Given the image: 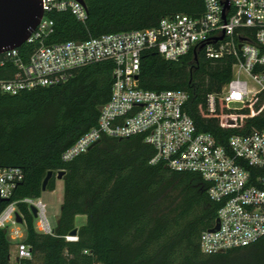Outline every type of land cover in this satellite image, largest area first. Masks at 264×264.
<instances>
[{"label":"trees","instance_id":"obj_1","mask_svg":"<svg viewBox=\"0 0 264 264\" xmlns=\"http://www.w3.org/2000/svg\"><path fill=\"white\" fill-rule=\"evenodd\" d=\"M87 19L81 23L69 12L48 14L53 34L46 43L84 41L157 27L163 18L184 14L197 18L204 0H83ZM33 50L23 45L26 57ZM235 59H207L189 53L177 62L157 52H144L137 77L145 91H185L186 106L197 131L225 145L231 135L247 134L264 125L262 110L226 125L227 112H206V96L219 92L231 79ZM114 65L102 61L78 68L65 83L0 97V168H19L23 179L0 212L16 203L25 228L24 243L35 264H264V237L247 247L205 255L200 235L216 221L218 204L207 196L208 184L194 173L171 171L150 164L155 150L141 135L126 139L102 137L97 145L71 161L62 155L97 124L99 108L111 96ZM48 172L46 191H54L63 172V202L54 234L36 231L25 198L39 199ZM85 216L77 227L75 219ZM77 229L75 241H67ZM10 242L0 229V264H10Z\"/></svg>","mask_w":264,"mask_h":264},{"label":"built area","instance_id":"obj_2","mask_svg":"<svg viewBox=\"0 0 264 264\" xmlns=\"http://www.w3.org/2000/svg\"><path fill=\"white\" fill-rule=\"evenodd\" d=\"M42 1L43 16L23 44L33 46L31 53L21 56L23 45L0 53V97L53 87L70 80L78 68L111 61L110 99L99 108L96 126L62 159L71 161L102 137L141 135L155 150L150 164L197 174L209 185L208 199L219 205L218 229L214 230L215 221L211 229L201 233V253L212 255L247 247L263 238L264 125L247 134L231 135L222 145L213 135L197 131L186 111L187 92L145 91L138 87L137 77L141 56L147 51H155L170 62L201 51L209 60L232 56L231 79L219 92L206 96V112L215 114L224 109L227 126H232L233 119L241 117L246 108L250 110L247 117L257 108L264 117V0H228L225 11L224 0H204V13L197 18L176 14L161 19L155 28L55 44L46 43L54 27L48 14L69 11L84 23L86 9L74 0ZM22 179L21 169L0 168V202L10 200ZM21 203L30 214V206L36 208L37 231L52 236L54 229L40 199L25 198ZM16 214L20 215L15 202L0 212V229L7 232L15 248L13 264H35L31 248L17 227ZM66 240L76 238L68 236Z\"/></svg>","mask_w":264,"mask_h":264},{"label":"water","instance_id":"obj_3","mask_svg":"<svg viewBox=\"0 0 264 264\" xmlns=\"http://www.w3.org/2000/svg\"><path fill=\"white\" fill-rule=\"evenodd\" d=\"M85 7L83 0H74ZM223 9L228 10V0L222 2ZM43 16V1L41 0H0V53L14 48H20L35 30L41 17ZM100 140L92 144L88 150L97 145ZM63 172H59L56 176L57 180H61ZM53 173L48 172L42 182V192L46 191V186L52 178ZM33 219L37 216L35 207L29 208ZM16 221L23 224L20 215L16 214ZM218 229V221L214 226V230ZM210 231H213L210 230ZM69 237L76 238L77 229L72 230Z\"/></svg>","mask_w":264,"mask_h":264},{"label":"rangeland","instance_id":"obj_4","mask_svg":"<svg viewBox=\"0 0 264 264\" xmlns=\"http://www.w3.org/2000/svg\"><path fill=\"white\" fill-rule=\"evenodd\" d=\"M63 181L57 180L55 178V188L54 191H45L42 192L41 197L39 198L40 201L45 205L46 208V218L50 224V226L54 229L57 219L59 217L60 213V207L63 202ZM86 223V217L85 216H78L75 219L76 226H82ZM34 226L36 228V220H34ZM17 227L19 228L22 237L25 238V228L23 224H18ZM8 240L10 242V249H11V256H10V264L14 263L15 258V248L13 246V243L10 239V236L8 235Z\"/></svg>","mask_w":264,"mask_h":264},{"label":"crops","instance_id":"obj_5","mask_svg":"<svg viewBox=\"0 0 264 264\" xmlns=\"http://www.w3.org/2000/svg\"><path fill=\"white\" fill-rule=\"evenodd\" d=\"M78 227V226H77ZM37 231V230H36ZM10 256H11V249H10Z\"/></svg>","mask_w":264,"mask_h":264}]
</instances>
